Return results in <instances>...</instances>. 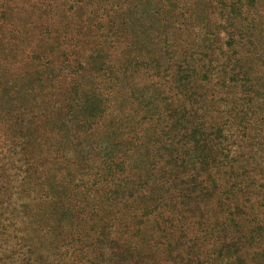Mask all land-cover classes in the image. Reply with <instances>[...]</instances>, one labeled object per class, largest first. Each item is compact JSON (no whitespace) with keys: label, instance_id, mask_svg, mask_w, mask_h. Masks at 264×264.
<instances>
[{"label":"trees","instance_id":"obj_1","mask_svg":"<svg viewBox=\"0 0 264 264\" xmlns=\"http://www.w3.org/2000/svg\"><path fill=\"white\" fill-rule=\"evenodd\" d=\"M30 2L31 33L61 37L62 45L49 51L58 53L60 64L72 67L69 75L73 77L69 78L78 82L74 76L82 79L83 68L73 62L85 47L75 44V35L84 27L86 17L91 19H82V15L92 0ZM9 7V0L2 2L0 23L12 22ZM75 11H79L80 19L73 17ZM1 27L0 39L11 31ZM124 27L128 29L127 24ZM5 40V46L16 44V39ZM31 57L35 60L38 55L32 52ZM103 57L99 56L101 61ZM133 59L139 62L130 60L120 68L125 75L157 68L162 61L156 57ZM98 71L101 74L105 69ZM242 71L241 65L232 70L235 83L231 92L239 97L235 96L234 104L230 102L233 118L221 110V122L198 106L183 109L177 113V121L168 122L150 121L149 115L137 108L128 114L115 113L118 109L112 101L116 85L113 79L96 82V90H85L78 83L69 91L70 86L66 91H51L46 98L45 92L38 89L20 103L9 102L6 89L0 92V100L8 103H0V264H136L134 252L139 248L133 241L137 238L142 251L156 248L176 264H185L192 259L189 244L197 238L190 233L186 208L193 197L186 191L204 182L220 187L226 194V206L221 208L225 226L228 219L241 224L260 221L264 191L250 183L247 170L235 167L239 153H232L237 141L231 139V127L226 129L235 125L248 139L250 130L259 134L264 131V116L252 120L255 108L264 103L259 104L255 84L247 85L243 76L238 77ZM42 80L37 76L35 85H41ZM103 82L109 86L100 93ZM82 96L90 100V106ZM106 116L118 122L108 121ZM104 121L114 132L106 147H86L73 155L69 144H80L84 136L94 135V129ZM248 166L242 163L240 168ZM234 190L246 195L245 204L239 205L244 208L239 211L229 207ZM139 203L143 204L140 208L128 210ZM125 208L123 213L121 209ZM164 209L166 215H176L167 217L169 225L160 228L156 224ZM251 215L254 219H249ZM262 238L250 234L235 244L227 264L244 260L243 250L264 264L256 257L264 247ZM77 252L80 256L75 258Z\"/></svg>","mask_w":264,"mask_h":264},{"label":"rangeland","instance_id":"obj_2","mask_svg":"<svg viewBox=\"0 0 264 264\" xmlns=\"http://www.w3.org/2000/svg\"><path fill=\"white\" fill-rule=\"evenodd\" d=\"M3 1L6 0H0V6ZM9 2L12 5L9 7L12 22L0 23L7 32L11 29L7 37L0 39V92L8 91L6 99L10 97L9 102L26 101L38 89L45 92L46 98L51 91H66V87L70 86L69 91L78 83L85 90H96V82L113 79L116 85L111 95L118 109L115 113L128 114L137 108L142 114L149 115L150 121L168 122L177 121V113L183 109L193 110L198 106L205 107L207 115L211 114L221 122V110L224 115L233 118L230 102L234 104L236 95L231 92L235 83L232 70L241 65L243 71L238 77L243 76L247 85L255 84L256 95L261 98L259 104L264 103V89L258 93L264 86V0H92L85 15H82V19L84 16L91 19L86 17L84 27L79 28L75 35V44L85 47L79 56L76 55L77 62H73L83 68L82 79L74 76L78 82L69 78L73 77L69 75L72 67L60 64L58 53L49 51L62 45L61 37H42L39 32L31 33L33 27L28 24L33 12L30 0ZM73 17L80 19L79 11H75ZM126 24L128 29L124 27ZM7 38L11 41L16 39V44L5 46ZM32 52L38 55L35 60L31 57ZM99 56H104L102 61ZM136 57L151 60L156 57L162 61L158 62L157 68L125 75L120 68L130 60L139 62L133 59ZM183 67L189 70H181ZM99 69L105 71L99 74L100 71L96 72ZM108 70L116 71L107 75ZM56 72L58 75L50 80ZM37 76L43 78V84L41 82L39 86L35 85ZM108 86L103 82L99 92L107 91ZM84 101L86 106L91 105L89 99ZM0 103L8 104L4 100ZM254 111L256 115L252 120L261 119L264 104ZM106 119L118 122L108 116ZM108 121L101 122L94 129V135L84 136L80 144L70 143L69 150L73 155L86 147L101 150L106 147L114 134ZM230 127L231 139L237 141L232 154L239 153L235 167L247 170L251 175L250 183L264 191V131L260 134L249 131L250 139L255 143L251 146V140L243 137L235 125L226 129ZM73 162L70 160L71 166ZM242 163L248 164V168H240ZM186 194L193 197L186 214L190 216L191 236L197 238L189 244L192 259L185 264H227L234 245L250 234L262 236L264 242V213L260 221L249 220L241 224V221L233 223L228 219L225 226L221 208L227 200L220 187L204 182L196 184ZM231 196V210L244 208L239 206L245 204L244 191L234 190ZM142 205L133 204L128 210ZM121 210L125 213L126 208ZM250 210L254 211L252 207ZM163 212L156 224L160 228L169 225L167 217L176 215H166V209ZM249 219L254 217L251 215ZM133 242L139 248L134 252L136 264H176L156 248L142 251L138 238ZM246 251H242L244 260L238 259L233 264H259ZM125 253L128 254L127 251ZM221 253L225 254L222 259ZM75 256L79 257L80 252ZM256 257L264 262V247Z\"/></svg>","mask_w":264,"mask_h":264}]
</instances>
